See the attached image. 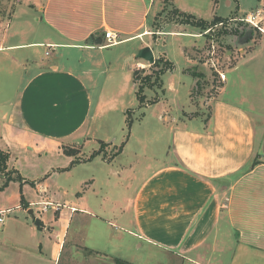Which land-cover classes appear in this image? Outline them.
Returning <instances> with one entry per match:
<instances>
[{
	"label": "crops",
	"instance_id": "1",
	"mask_svg": "<svg viewBox=\"0 0 264 264\" xmlns=\"http://www.w3.org/2000/svg\"><path fill=\"white\" fill-rule=\"evenodd\" d=\"M157 1L0 0V149L8 152L12 177L21 175L0 189L6 198L0 210L11 209L0 223V264H116L115 259L137 264L129 255L134 241L139 248L189 254L185 259L195 264H264V33L240 20L264 0H172L181 12L221 22L199 31L159 27L154 37ZM220 25L229 30L216 41L230 47L227 64L217 56L213 38ZM106 30L118 42L105 45ZM167 33L204 40L181 47L180 71L193 79L190 103L168 113L170 141L154 158L145 153L143 104L136 110L120 102L124 127L104 129L105 103L89 87L94 70L76 72L55 50L122 45L121 69L134 61L127 65L133 75L148 63L135 58L146 45L156 59L162 54L172 63L155 50ZM230 35L237 48L227 42ZM205 43L211 45L200 58L195 53ZM210 60L218 62L224 80ZM200 63L211 69L209 79ZM132 84L136 95L133 76ZM117 86L121 95L125 84ZM167 87L176 85L170 81ZM156 101L161 104L160 97ZM129 111L139 113L136 128L133 123L127 128ZM161 111L167 114L163 104ZM99 140L114 152L87 159ZM92 142L96 147L88 146ZM63 146L76 148L80 161L73 163L76 157ZM34 152L63 161L41 171Z\"/></svg>",
	"mask_w": 264,
	"mask_h": 264
},
{
	"label": "rangeland",
	"instance_id": "2",
	"mask_svg": "<svg viewBox=\"0 0 264 264\" xmlns=\"http://www.w3.org/2000/svg\"><path fill=\"white\" fill-rule=\"evenodd\" d=\"M157 10V11H156ZM173 1L172 0H158L157 6L155 7L154 13L152 14L154 23L151 26V30H153L152 35L154 37L156 36V32L159 29H164L165 31H179V30H185V31H199L203 30V28H196L191 27L190 25L186 24L185 22H182L184 20L181 16L177 15L175 11H173ZM173 23H179L182 26L180 27H174ZM227 28H224V25H220V27L215 28L213 31V38L216 44V52L217 56L220 57V61L224 64H227V56L225 55V51L230 49L228 45H225L227 43L222 42V44L218 45L217 42L219 41V38L221 36L222 30ZM235 36L230 35L226 38L227 42L230 43L231 46L234 48H237L235 42ZM204 40L203 37L201 38H192L190 36H181L176 34H161L157 46L155 47L156 52H161L167 56V58L174 64V67L172 70H168L166 73H164L161 76V79L163 81V90H160L159 83L156 82L155 78V72L150 67L149 63L145 64V67L138 66L135 68V70H141L144 69V72H139V81L138 85L143 84V90L144 93L147 96L146 101H152L154 97H160L161 104L165 107V110L167 111V114H165L163 111H161V104H159L157 101L153 103L143 104L145 107H139L140 104L137 103L136 95L134 86L132 84V73L127 71V65L132 67L131 65L134 64V61H128L125 66V68L122 70V64H124V59L121 57H117L118 51L122 48L121 46H114V47H108L102 50H93V51H84L83 49H60L56 48L55 53H60L57 55L61 59V55L63 54L62 62L66 65L74 67V70L82 71L84 69H87L88 67L92 68L94 70L93 72V82L89 86L92 91L93 98L97 97L98 94H100L102 97V100L105 104H103V111L104 114L103 117V128L107 129L110 127V125L113 127L115 124L121 123V127H124V118L125 116L123 113L119 111L120 108V102L123 104L124 101L127 107L131 109H136L139 107V109L144 111V117H145V153L148 156L158 158L162 154V150L165 148V146L170 141V133H169V123H168V113L174 114V111L177 107L184 105L186 107L187 104L190 103L188 94L189 90L191 88L192 84V78H190L187 74H184L180 71V68L185 65V58L180 52L182 45L186 44H195L202 43ZM217 41V42H216ZM210 43H205V45L201 50H197L195 54H198L200 58L205 56L208 52L207 49L210 48ZM220 46V47H219ZM205 51V52H204ZM206 53V54H205ZM91 54L93 57V63L91 62V59L88 58V55ZM205 54V55H204ZM160 58V64L158 67H156L158 70L159 68H163L166 66V62L164 60V56L162 54H159ZM85 57L86 59L82 61V58ZM126 62V61H125ZM97 63V64H95ZM189 65V64H186ZM199 69L204 72L206 75V78H210L211 76V69L207 67L206 65L199 64ZM228 69L225 68L224 71H227ZM215 75H217L215 73ZM87 81V80H86ZM172 81L176 88H169L167 87V83ZM118 83L125 84V89L123 93L120 95V90ZM196 84V81H194V85ZM191 85V86H190ZM99 92V93H98ZM262 92H264V86L262 88ZM205 94V91L202 92ZM193 94H196L194 91ZM117 104H113V103ZM137 110V109H136ZM130 112V111H129ZM139 113L137 111H134V113H129L131 124L133 123V128H136L139 126V123L137 122V118L135 119V116H139ZM127 114L126 116L129 117ZM143 121V122H144ZM131 126V127H132ZM125 128V134L128 132V129ZM109 130L108 132H110ZM131 131V129H130ZM130 134V132H129ZM127 139V136L125 137ZM124 138V139H125ZM98 142H92L88 146L96 147ZM86 146V147H88ZM74 148V147H73ZM99 148L103 150L104 153H112L114 152L115 148H112L109 144L99 145ZM76 149V148H75ZM36 156V162H37V168L42 169L41 171H44L48 165L50 164H61L62 159L60 156L56 154H52L51 158L48 160H45L46 157L44 154H41L39 156L38 153L34 152ZM23 155L20 156V161H23ZM49 171L43 172V175H47ZM43 176V177H44ZM19 182V181H18ZM21 183H18V188H20ZM11 186L9 185L7 190H11ZM6 187V186H5ZM4 187V188H5ZM3 188V189H4ZM2 190V189H1ZM57 191V190H55ZM5 196L3 194L0 195V203L4 202ZM35 209V213L38 214L37 208ZM134 246H137L133 249V254L131 255V259L135 260L137 264H195L194 262L189 261L187 258H190L191 256L189 254H186L185 257L178 256L176 254H171L168 252H164L157 248H148L145 245V248H139L138 247V241H134ZM137 242V243H136ZM222 258L224 261H228L230 259L231 253L228 250V252L222 253ZM123 262H128L126 260H122ZM195 261V260H194ZM129 263V262H128ZM202 264H208L205 260L201 261Z\"/></svg>",
	"mask_w": 264,
	"mask_h": 264
},
{
	"label": "trees",
	"instance_id": "3",
	"mask_svg": "<svg viewBox=\"0 0 264 264\" xmlns=\"http://www.w3.org/2000/svg\"><path fill=\"white\" fill-rule=\"evenodd\" d=\"M173 11H175V13L179 16H181L184 20H182V22H185L186 24L190 25V26H196V27H200V28H203V29H206L207 27L213 25V24H216L217 22H221V18L219 17H215L213 20L211 21H206V20H202V19H199L191 14H187V13H184V12H181L179 10H177L174 6H173ZM160 64V60L159 58L155 59V62L152 63L150 65V67L153 69V71L155 72V78H156V82L159 83V85H161V79H160V76L166 71V70H171L173 68V64L170 63V62H166V66L163 67V68H159L158 70H156ZM145 70L144 69H141V70H134L133 71V81L137 84V88H136V96H137V99L139 101V104H145V103H150V102H153L154 99L152 101H146L147 100V96L145 95L144 93V90H143V87L144 85L143 84H140L138 85V81H139V72H144ZM128 113V112H127ZM131 124V120H130V116L127 117V128L129 129L130 128V125ZM99 143L101 145H104V144H108L106 142H103L101 140H99ZM123 147V142L116 148V153H118ZM63 151L64 153L68 154V155H73L76 157L77 153H78V150L73 148V147H66V146H63ZM103 150H101L100 148L98 150H94L91 155L88 156L87 159H91L92 157L102 153ZM8 152L7 151H4L2 149H0V176L3 177L2 181H1V184H0V189L4 188L5 186H7V184L9 183V181H11L12 179H18V180H21V175L19 173H16V175L14 177H12L11 175V171L7 169V160H8ZM80 159L78 157H76L74 160H72L73 163H77L79 162ZM115 262L116 264H130L128 262H123L119 259H115Z\"/></svg>",
	"mask_w": 264,
	"mask_h": 264
},
{
	"label": "built area",
	"instance_id": "4",
	"mask_svg": "<svg viewBox=\"0 0 264 264\" xmlns=\"http://www.w3.org/2000/svg\"><path fill=\"white\" fill-rule=\"evenodd\" d=\"M240 20L250 25L256 31L264 33V2L254 10L245 13L244 16L240 18ZM104 38L106 40L105 45H113L118 42V35L113 31L106 30L104 32ZM209 63L214 68L215 73L217 74L219 79L224 80L225 74L223 72H220L219 68L217 67L218 62L215 60H210ZM47 204L48 203H44V206H46ZM10 211L11 209L0 210V223L3 221V216Z\"/></svg>",
	"mask_w": 264,
	"mask_h": 264
},
{
	"label": "water",
	"instance_id": "5",
	"mask_svg": "<svg viewBox=\"0 0 264 264\" xmlns=\"http://www.w3.org/2000/svg\"><path fill=\"white\" fill-rule=\"evenodd\" d=\"M135 58H139L142 60H145L151 65L152 63L155 62V55L153 54V50L150 46L146 45L142 48H140L135 56ZM29 213L31 214L32 211L30 210ZM37 224V221H36Z\"/></svg>",
	"mask_w": 264,
	"mask_h": 264
}]
</instances>
